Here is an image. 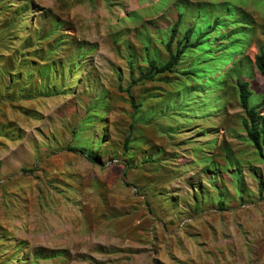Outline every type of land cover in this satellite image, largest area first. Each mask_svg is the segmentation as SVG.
<instances>
[{"label":"rangeland","instance_id":"374dc122","mask_svg":"<svg viewBox=\"0 0 264 264\" xmlns=\"http://www.w3.org/2000/svg\"><path fill=\"white\" fill-rule=\"evenodd\" d=\"M223 3L239 11L214 54L134 85L133 105L179 14L173 51ZM262 47L264 0H0V264H264V157L237 86L264 115ZM210 55L227 57L200 86L186 73Z\"/></svg>","mask_w":264,"mask_h":264},{"label":"trees","instance_id":"16d2710c","mask_svg":"<svg viewBox=\"0 0 264 264\" xmlns=\"http://www.w3.org/2000/svg\"><path fill=\"white\" fill-rule=\"evenodd\" d=\"M220 7L222 8V10L230 12H228V14H218L212 22L205 23L206 19H209V13L204 10V12H202L199 16L198 21L194 25L187 27L183 33V37L177 39V46L173 51L172 45L178 36L177 34L180 31L179 27L182 21V15L179 14V18L171 28L170 39L166 43V49L170 55L169 60L164 63H159L155 58L148 59V69L140 74L137 79L133 78L132 83L127 88L126 91L130 94V99L133 105H135V97L130 93V90L134 85L138 83L143 84L146 81H153L159 74L173 72L176 67L181 64L183 57L186 56V54H188V52L190 51L195 52L197 50H201L207 54H214L215 46L213 45V39L209 37L210 34L213 30H221L226 27V18L239 11L237 7H231V5H229L228 3H223ZM244 22L245 24L241 25V27L248 28L247 24H249V20L246 19L244 20ZM229 46L231 52H237L242 48V41H232ZM226 57L227 55H210L203 67L192 69V71L190 70V72H187L186 74L194 76L200 86H206V84H214L215 80L211 79V77H209V74L215 73L216 70H218V66L216 65L218 63H223ZM255 64L264 77V47H262L259 53L255 56ZM205 72H207V74ZM203 78H206V83L202 81ZM237 86L239 91L240 103L246 113V119L244 121L245 131L247 132V136L250 142L258 150L259 154L264 157V115L260 112L261 105L250 104L252 91L250 89L249 81L238 78ZM128 140L129 138H127L125 142L126 146L128 144ZM69 150L73 152L85 153V151L73 146L70 147ZM97 153L98 150L92 153H86V155L88 159H90L91 161H95ZM124 175H127L126 170H124Z\"/></svg>","mask_w":264,"mask_h":264}]
</instances>
